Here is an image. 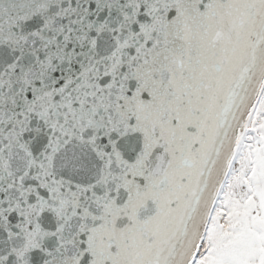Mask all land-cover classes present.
<instances>
[{"label": "snow or ice", "instance_id": "1", "mask_svg": "<svg viewBox=\"0 0 264 264\" xmlns=\"http://www.w3.org/2000/svg\"><path fill=\"white\" fill-rule=\"evenodd\" d=\"M0 264H264V0H0Z\"/></svg>", "mask_w": 264, "mask_h": 264}]
</instances>
